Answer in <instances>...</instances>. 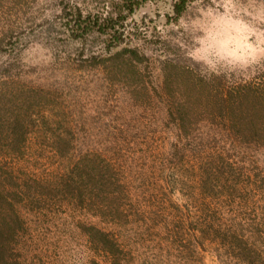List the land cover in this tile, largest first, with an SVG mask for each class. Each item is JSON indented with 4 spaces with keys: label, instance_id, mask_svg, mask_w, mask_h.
<instances>
[{
    "label": "rangeland",
    "instance_id": "obj_1",
    "mask_svg": "<svg viewBox=\"0 0 264 264\" xmlns=\"http://www.w3.org/2000/svg\"><path fill=\"white\" fill-rule=\"evenodd\" d=\"M98 1L0 0V122L13 135L11 122L16 119L17 136L26 134L17 143L22 152L7 158L1 154L3 163H18L28 173L56 172L60 158L53 151L64 138L68 147L89 154V161L113 165L130 192V199L123 200L127 220L122 224L109 214L96 216L98 205L81 208L62 198H54L40 212L24 210L30 228L25 240L33 245L30 258L40 264H88L94 253L83 225H95L132 247V264H201V257L204 264H225L227 256L216 244L207 242L202 254L191 256L171 247L176 215L189 211L188 206L195 210L202 200L196 198L192 180L198 174L195 149L188 151L185 162L172 158L176 132L166 116L162 64L166 57L184 64L194 60L207 70L243 72L251 80L258 67L264 71V56L243 69L216 70L207 38L212 25L223 22L221 13H243L264 29L258 19L264 0H210L177 23L168 22L169 0L146 4L130 21V27L147 35L138 43L151 57L140 66V82L126 80V72L125 79L115 77L110 68L95 64L91 57L103 53L100 40L87 51L71 40L66 10L87 9ZM10 33L14 46L2 43ZM262 39L258 33L253 47H264ZM10 141L0 139V147L9 148ZM211 147L230 151L244 168L239 170L238 192L219 196L223 208L217 207L218 217L225 214L221 219L226 225L258 218L264 211V149L233 150L221 137ZM169 179L172 187L167 186Z\"/></svg>",
    "mask_w": 264,
    "mask_h": 264
},
{
    "label": "trees",
    "instance_id": "obj_2",
    "mask_svg": "<svg viewBox=\"0 0 264 264\" xmlns=\"http://www.w3.org/2000/svg\"><path fill=\"white\" fill-rule=\"evenodd\" d=\"M158 1L163 0H101L87 9L75 6L63 15L65 26L71 40L79 43L82 50L87 51L94 41H101L103 53L91 57L97 66L110 68L115 77L121 75L125 79L129 74L126 80L140 82V66L150 62L151 57L138 43L147 35L130 27V21L146 4ZM169 1L172 13L167 18L173 23L197 4L210 2ZM13 34H8L2 43L14 46ZM162 70L166 116L176 132L172 158L175 163L185 162L188 151L195 149L198 174L192 180L196 198L202 200L195 210L188 206L189 211L176 215L171 247L191 256L202 254L208 242L216 244L218 252H224L228 260L225 264H264V211L256 219L245 222L236 219L230 225L222 223L225 214L219 215L222 219L217 215L223 208L219 196L238 192L239 170L242 172L244 168L237 165L230 151H211L218 137L233 150L264 149V71L258 67V73L247 80L243 72L211 71L194 60L184 64L173 57L165 58ZM17 123L16 119L11 122L16 128L11 135L5 133L4 123L0 122V139L11 140L9 148L0 147V264H40L30 258L33 245L25 240L30 228L24 214L42 211L54 198L68 200L81 208L98 205L96 216L109 214L117 224L127 220L122 207L123 200L130 199V192L113 165L101 166L96 159L89 161V154L68 147L70 143L64 138L60 139L63 144L53 151L54 157L60 158L56 172L28 173L18 163H3V155L7 158L22 152L17 143L23 136L26 140V134L17 136L20 135ZM172 185L169 179L167 186ZM83 227L94 253L88 264H132L130 245L95 225Z\"/></svg>",
    "mask_w": 264,
    "mask_h": 264
},
{
    "label": "clouds",
    "instance_id": "obj_3",
    "mask_svg": "<svg viewBox=\"0 0 264 264\" xmlns=\"http://www.w3.org/2000/svg\"><path fill=\"white\" fill-rule=\"evenodd\" d=\"M221 17L223 22L214 23L207 38L213 69H243L264 56V47L252 45L258 33L264 38V29L243 13L230 16L221 13ZM258 19L264 23V12L258 14Z\"/></svg>",
    "mask_w": 264,
    "mask_h": 264
}]
</instances>
